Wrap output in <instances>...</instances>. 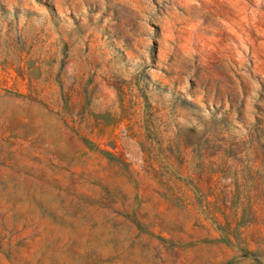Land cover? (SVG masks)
Segmentation results:
<instances>
[{
    "label": "rangeland",
    "instance_id": "1",
    "mask_svg": "<svg viewBox=\"0 0 264 264\" xmlns=\"http://www.w3.org/2000/svg\"><path fill=\"white\" fill-rule=\"evenodd\" d=\"M0 264H264V0H0Z\"/></svg>",
    "mask_w": 264,
    "mask_h": 264
}]
</instances>
